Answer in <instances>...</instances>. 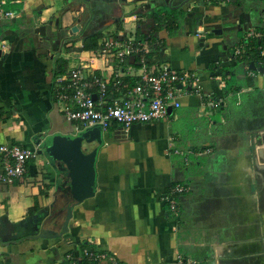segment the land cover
<instances>
[{
  "label": "crops",
  "instance_id": "0c3cea01",
  "mask_svg": "<svg viewBox=\"0 0 264 264\" xmlns=\"http://www.w3.org/2000/svg\"><path fill=\"white\" fill-rule=\"evenodd\" d=\"M180 1L6 0L14 16L0 18V144L38 150V138L76 129L54 78L81 62L110 80L109 99L126 96L138 58L122 68L92 58L108 38L144 42L152 69L199 72L202 92L223 104L212 110L189 94L165 119L102 129L95 195L75 204L61 237L35 236L59 230L73 202L65 172L38 152L23 178L0 185V264H67L89 240L126 264H180L179 255L264 264V0ZM252 41L257 55H245ZM178 182L189 190L176 218L165 196Z\"/></svg>",
  "mask_w": 264,
  "mask_h": 264
},
{
  "label": "built area",
  "instance_id": "2783aa9c",
  "mask_svg": "<svg viewBox=\"0 0 264 264\" xmlns=\"http://www.w3.org/2000/svg\"><path fill=\"white\" fill-rule=\"evenodd\" d=\"M5 4L6 0H0V18H12L14 11L7 9ZM91 52L92 58L103 59L108 68H112L113 61L122 68L128 57L137 56L140 72L135 85L127 89L126 96H113L110 99V80L90 75L88 65L84 62L67 72L57 73L54 78V97L61 103L67 120L75 123L76 129L100 125L102 129L116 126L128 130L136 123L165 119L168 117V108H179L182 99L189 94L203 95L205 107L212 110H218L223 104L222 98L202 92V77L197 71L187 69L177 71L167 63L152 69L148 61L149 47L134 36L125 40L108 38ZM241 56L242 49L238 46L232 57L238 59ZM215 77L222 86H225V80L220 74ZM119 84L121 79L116 74L114 83L116 89L119 88ZM37 157L38 150L35 147L0 144V185L12 184L15 180L23 178L28 161ZM184 160L188 163V156H185ZM188 190V185L178 182L171 186L165 196L172 217H179L180 198ZM178 259L180 264L192 262L181 255ZM67 264L126 263L120 261L113 252L103 250L95 241L89 240L80 256L72 257Z\"/></svg>",
  "mask_w": 264,
  "mask_h": 264
},
{
  "label": "water",
  "instance_id": "95a60500",
  "mask_svg": "<svg viewBox=\"0 0 264 264\" xmlns=\"http://www.w3.org/2000/svg\"><path fill=\"white\" fill-rule=\"evenodd\" d=\"M151 1L154 2L155 0ZM166 1L169 2L170 0ZM189 1L181 0L177 7L185 6ZM39 30L40 28L36 31ZM41 30L43 29L41 28ZM77 30L78 26H74L73 31ZM35 143L39 147V154L49 157L54 165L57 163L59 175L60 170L65 172L68 194L73 200L67 206V212L59 230L45 228L35 236L46 238L61 237L70 228L71 224L69 222L73 216L75 204L95 195L96 161L99 146L103 143L102 128L100 125H93L73 129L68 133H55L46 137L42 136Z\"/></svg>",
  "mask_w": 264,
  "mask_h": 264
},
{
  "label": "trees",
  "instance_id": "16d2710c",
  "mask_svg": "<svg viewBox=\"0 0 264 264\" xmlns=\"http://www.w3.org/2000/svg\"><path fill=\"white\" fill-rule=\"evenodd\" d=\"M250 46H251V48L250 49H247V53L245 54V55H251V56H255V55H257V51L255 50L256 49V45H255V42L254 41H252L251 43H250ZM86 244V243H85Z\"/></svg>",
  "mask_w": 264,
  "mask_h": 264
},
{
  "label": "rangeland",
  "instance_id": "374dc122",
  "mask_svg": "<svg viewBox=\"0 0 264 264\" xmlns=\"http://www.w3.org/2000/svg\"><path fill=\"white\" fill-rule=\"evenodd\" d=\"M71 127H74V125L71 123ZM123 130V129H122Z\"/></svg>",
  "mask_w": 264,
  "mask_h": 264
}]
</instances>
